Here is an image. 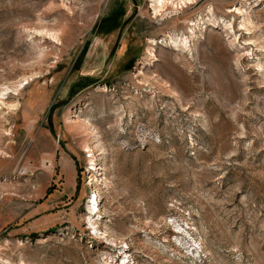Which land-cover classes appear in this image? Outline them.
I'll use <instances>...</instances> for the list:
<instances>
[{
  "label": "rangeland",
  "instance_id": "1",
  "mask_svg": "<svg viewBox=\"0 0 264 264\" xmlns=\"http://www.w3.org/2000/svg\"><path fill=\"white\" fill-rule=\"evenodd\" d=\"M154 1L0 0V264H264V0Z\"/></svg>",
  "mask_w": 264,
  "mask_h": 264
},
{
  "label": "bare ground",
  "instance_id": "2",
  "mask_svg": "<svg viewBox=\"0 0 264 264\" xmlns=\"http://www.w3.org/2000/svg\"><path fill=\"white\" fill-rule=\"evenodd\" d=\"M189 1H193V0H155L154 2H155V11L154 12H160V11H162V9H164V8H166L167 7V5L168 4H171L172 6H177L178 7V5H181L182 3H184V4H186V2H189ZM98 6V5H97ZM240 10V9H239ZM37 30V29H36ZM45 31V30H44ZM25 32V31H24ZM39 33H40V31H38ZM42 32V31H41ZM46 33L50 36V37H53V39H55V40H57V41H60L61 40V36H60V34H59V31H57V30H46ZM151 41V43H153L155 40H150ZM155 44V43H154ZM148 54H152L151 53V50H150V48L148 49ZM26 84H29V82H27ZM8 89V88H7ZM11 92V91H10ZM9 91H8V93H10ZM7 93V92H6ZM3 93L2 92H0V95H2ZM0 100H1V97H0ZM3 103H5L4 101H2ZM12 106V104L10 105V107ZM89 125V123H86L85 125H84V127H87ZM5 131V133H6V130H4ZM3 131V132H4ZM8 133V132H7ZM88 149H89V151H93V149H92V147L91 146H88ZM94 211V210H93ZM97 212H99V210L98 211H96V213Z\"/></svg>",
  "mask_w": 264,
  "mask_h": 264
}]
</instances>
